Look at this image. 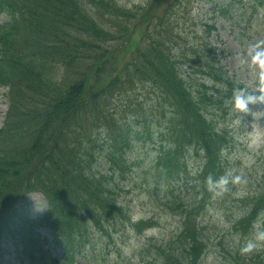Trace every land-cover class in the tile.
<instances>
[{
    "label": "trees",
    "instance_id": "16d2710c",
    "mask_svg": "<svg viewBox=\"0 0 264 264\" xmlns=\"http://www.w3.org/2000/svg\"><path fill=\"white\" fill-rule=\"evenodd\" d=\"M73 3L76 5V0H72ZM6 4L3 0H0V10L6 8ZM125 8V7H124ZM129 10L125 11L123 9H118L115 6H111L106 2L105 0H100L99 2H96L94 5V10L97 13L100 21L103 23V26L107 25L106 27L111 28L112 32L114 30L122 31L123 33H126L129 31V25L131 24L132 20L135 18L134 12H139V9L137 8H128ZM132 13L133 15L130 16L129 20H123L120 22H117V17L124 15V13ZM120 14V15H119ZM151 18L150 21L144 22V26L148 28L150 25L153 24L154 15L150 14L147 15ZM55 20L56 23L54 26V33L58 37V42H62L66 39H69L71 37V34H69V31H66L62 25L65 23H70L72 21V7L69 2H66L64 0H60L59 7H57V10L55 12ZM209 28V27H208ZM207 28V29H208ZM152 29V28H151ZM7 33L8 28L6 30H3ZM0 32V38L5 37V32ZM72 32L74 34H77V29H73ZM158 34H168V31L166 29H162L158 32ZM114 36V35H113ZM91 37L94 38V42L96 44L101 43L103 40L99 38L98 32H95L91 34ZM2 42L4 40H1ZM159 40H156L154 37V32L151 30L150 40L148 43V51L150 53V61L151 65L154 69L155 78L154 81L158 85L167 84L171 81L181 82L182 77L180 76L179 72L175 68V66L172 63L166 62L162 59V53L165 51L162 48V42H158ZM128 63L130 64L129 60ZM110 69V65L105 66V71ZM18 70L15 69L16 73ZM0 73L4 74L2 75V78H0V82H10L11 81V73L5 72L3 69L0 68ZM13 73V74H14ZM42 75L40 74L39 77ZM211 78V82L215 84L214 82H219V79H216L215 75H209ZM85 77V76H84ZM87 78L89 82L92 81L90 76ZM99 77L96 76V79ZM215 80V81H214ZM117 81V79L111 80L110 84ZM3 83V84H7ZM25 84L31 85L30 82H26ZM109 84V85H110ZM82 85H84V88L86 87L85 83L82 81ZM232 85V84H231ZM178 85H175V90L173 92V96L175 99L182 97L186 94V90L181 87H177ZM71 90H77L79 95L78 89H71ZM95 91L93 94H91V98L87 101L81 102L80 99L77 97V101L75 106H77L80 102V108L83 107L86 111L90 113H95L99 108V101L102 97V92ZM74 95L71 93L66 94L65 96L58 99V105H54L50 108V111L46 114L48 117L49 123H55L57 121H60L63 119V112L60 110L59 106L63 104L71 105L74 103ZM189 99V95H187L183 102L185 103ZM74 106V107H75ZM73 107V108H74ZM70 109L69 111L73 110ZM182 114L183 115H189V111L183 106L182 108ZM180 109V110H181ZM180 112L179 109L177 111L174 110L173 116H168L169 121H174L178 116ZM194 114V113H193ZM121 122L127 123L125 119H120L118 122H115L113 119L105 118L103 126L101 127H93L91 130V133H94L100 128H105L102 133H105L110 141V145L113 147L118 146L119 141L122 140V144L120 147L116 148V150L119 153V156L116 161L124 159L122 156L125 155V147L124 144L127 145V139L130 135L129 127L126 126V130H122L121 128ZM168 126V124H166ZM190 127L194 129L195 127L202 128V121L199 118H195L194 122L190 123ZM193 131V130H192ZM192 131L188 133H183L182 136H170V146L171 148H176L178 146H184V144L188 141H190L192 137ZM90 134L86 137L87 142L91 146V151L89 155L88 145L85 143L84 140L80 142L79 150L74 153V143H69L71 146L70 150L67 152V161L65 164H57L55 166L54 174L53 176L47 177V180L43 182L42 184H39V188L36 187V189L42 190L43 192L49 191V202L51 204L52 208V214L55 218H65L67 215H69L71 209L65 205H62L58 203V199L61 198H76V197H96L98 194L95 195V191L97 190L96 185L90 186L89 184L91 182H88L85 178H83L84 170L88 171L89 169H94L95 164L94 161H97L96 155L98 153V147L93 145L92 141H96L98 139L99 134H94L90 136ZM90 136V137H89ZM183 138V143L179 145L180 139ZM202 139H205L209 142H211V135L204 133V136ZM123 153V154H121ZM171 154V150H167L163 153L162 157L163 159H167L168 156ZM107 155H110L109 151L107 150ZM121 156V157H120ZM92 160V164H87L86 162ZM62 179V185L59 187L55 186L52 187L51 185L57 184V180ZM100 184V183H99ZM102 185V184H100ZM103 186V185H102ZM51 187V188H50ZM15 182L13 180V177L11 173L3 168L0 167V205L4 202L6 203H12L11 198L13 196H18V192L15 193ZM31 189V188H28ZM22 193V192H21ZM15 194V195H14ZM68 234V239L72 236V231L69 227L64 228Z\"/></svg>",
    "mask_w": 264,
    "mask_h": 264
},
{
    "label": "rangeland",
    "instance_id": "374dc122",
    "mask_svg": "<svg viewBox=\"0 0 264 264\" xmlns=\"http://www.w3.org/2000/svg\"><path fill=\"white\" fill-rule=\"evenodd\" d=\"M0 20H2V18H0ZM216 26L218 28V33L220 34L222 40L225 42V50L228 52L229 54V58H228V70L230 72H238L240 74H244L243 73V68L244 65L247 63V61L245 60L246 57H248L250 55V47L246 48L248 46H250L252 43H254L256 40H258L259 38L256 37L255 32L257 30V28L254 26L253 28L250 29L249 33L252 34L253 39L251 41H244L243 40V46L239 45L236 39V36H234V34H229V30L227 29V24L224 23L222 20H216ZM221 27H223L224 29H221ZM261 28V27H258ZM264 37V36H263ZM264 41V40H263ZM261 46V45H260ZM246 48V49H244ZM3 110V105L1 104L0 101V114L1 111ZM260 133H256L255 135L252 136V141H250L249 143V147H250V152L249 154L247 153H243L244 158L251 156V154H254L257 149L256 147L258 146V142H259V138H260ZM152 151H148L145 152L142 156V158H144L146 155L150 156L152 155ZM139 182V181H137ZM139 184V183H137ZM252 188V186L250 187ZM249 188V189H250ZM247 187H243L241 189V191H245L247 190ZM135 201H134V205L136 208V212L137 215L139 217L142 216H146V215H151L152 214V210L151 207L148 203V199L146 196V192L144 191V189L140 188L139 185H137L136 189H135ZM156 215H158V213H154ZM212 217L214 220L216 221H221L222 223L227 219L226 216L223 215V213H221L220 211H213L211 213ZM174 225V221L170 218H165L162 217L160 219V231H162L161 233H169V231H171V227ZM147 236H151V234H148ZM163 235L157 236V237H162ZM122 240H119V246H120V252L122 254V256H125V254H130L131 251H134L137 245V238L134 235H130V234H125L124 238H122ZM115 253V252H114ZM210 262V261H209ZM80 264H83L82 262H80ZM123 264H125V262H123Z\"/></svg>",
    "mask_w": 264,
    "mask_h": 264
},
{
    "label": "clouds",
    "instance_id": "9594fccd",
    "mask_svg": "<svg viewBox=\"0 0 264 264\" xmlns=\"http://www.w3.org/2000/svg\"><path fill=\"white\" fill-rule=\"evenodd\" d=\"M264 44V41H260L250 47V55L253 64L259 63L262 69H264V47L260 45ZM261 85L260 94L250 93L245 89H237L234 92L233 101L234 108L241 112H251L260 104H264V71L259 73ZM258 239H264V233H261ZM256 245L253 242H249L244 251L251 250Z\"/></svg>",
    "mask_w": 264,
    "mask_h": 264
}]
</instances>
